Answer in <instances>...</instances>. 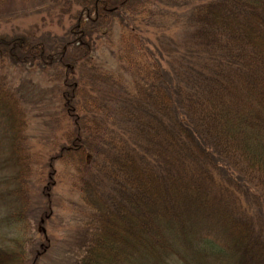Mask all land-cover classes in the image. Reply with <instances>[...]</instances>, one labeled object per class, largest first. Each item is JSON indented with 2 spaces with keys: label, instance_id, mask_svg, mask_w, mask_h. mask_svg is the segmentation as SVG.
<instances>
[{
  "label": "trees",
  "instance_id": "trees-1",
  "mask_svg": "<svg viewBox=\"0 0 264 264\" xmlns=\"http://www.w3.org/2000/svg\"><path fill=\"white\" fill-rule=\"evenodd\" d=\"M39 1L69 12L66 35L0 33V60L60 78L48 167L76 176L74 264H264V0ZM115 17L133 19L125 78L82 46ZM24 101L0 75V199L17 222L34 162ZM24 255L0 245V264Z\"/></svg>",
  "mask_w": 264,
  "mask_h": 264
},
{
  "label": "rangeland",
  "instance_id": "rangeland-1",
  "mask_svg": "<svg viewBox=\"0 0 264 264\" xmlns=\"http://www.w3.org/2000/svg\"><path fill=\"white\" fill-rule=\"evenodd\" d=\"M73 10H70L71 16ZM132 20L123 21L115 17L111 21H96L93 28H89L94 31L93 44H82L88 49L87 57L124 78L128 73L118 57H124L127 49L121 41L120 33L129 29ZM71 23L69 12H60L59 7L53 8L49 1L0 2V33L33 31L35 28L42 39L45 37L52 40L55 36H65ZM144 28L150 29L149 26L142 28L141 39L148 40L151 34L147 31L144 33ZM109 30L112 32L107 35ZM68 44L66 42L64 46ZM144 45L149 47V44ZM69 54L77 56L73 52ZM0 75L24 96L30 121L26 132L27 147L34 155L27 188V205L21 211L19 222L14 221V210L17 208L14 199L11 196L0 199V219L13 216L11 224L0 227V245L23 251L29 261L25 264H74L73 238L75 228L82 220L80 195L73 186L76 176L71 164L54 161L53 168L48 167L49 156L53 152V137L62 139L60 132L55 131L54 118L47 115H54L57 109L54 91L60 78L56 79L50 68L40 69L36 65L12 61L6 57L0 60ZM1 189L5 187L0 186Z\"/></svg>",
  "mask_w": 264,
  "mask_h": 264
}]
</instances>
